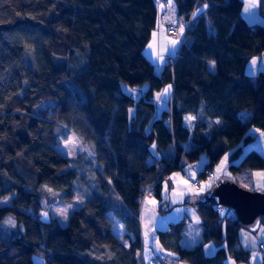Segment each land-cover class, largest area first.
Masks as SVG:
<instances>
[{"label": "trees", "instance_id": "1", "mask_svg": "<svg viewBox=\"0 0 264 264\" xmlns=\"http://www.w3.org/2000/svg\"><path fill=\"white\" fill-rule=\"evenodd\" d=\"M172 4L186 23L185 35L157 74L143 53L156 25L155 0H0V199L12 193L0 205V221L11 214L17 226L5 238L0 224V264H33L37 252L46 264H94L88 258L94 248L111 253L110 264H135L141 200L153 188L165 211L159 187L182 169V158L192 162L206 154L198 180L227 151L230 178L264 166L254 148L241 156L253 137L248 128L264 131V69L254 77L245 72L246 62L264 50V25L243 18V0ZM256 10L264 19V0ZM123 83L148 87L134 100ZM167 83L169 109L149 123L153 93ZM243 110L248 120L240 119ZM68 132L92 154L96 191L64 226L48 209L50 222L41 223L42 194L58 201L75 195L77 171L63 169L73 158L56 147ZM152 143L159 156L149 162ZM191 204L201 240L181 244L182 218L157 231L160 245L186 264H225L227 255L248 261L249 252L237 246L233 210L220 217L207 204ZM114 218L124 225L127 248L112 232ZM210 241L216 248L206 254L203 244Z\"/></svg>", "mask_w": 264, "mask_h": 264}, {"label": "rangeland", "instance_id": "2", "mask_svg": "<svg viewBox=\"0 0 264 264\" xmlns=\"http://www.w3.org/2000/svg\"><path fill=\"white\" fill-rule=\"evenodd\" d=\"M243 1H244L243 10L244 12L248 13V16L246 17L248 18L249 22L261 23L264 25V19L261 18L256 12V8L259 3V0H243ZM165 2L171 3L170 7H173L171 0H155V4H157V9H158L157 22L155 28L152 30L151 36L147 44L143 48V53L146 55V57L149 60H154V62H155V53L158 48L156 43L157 38H159V40L162 43L163 42L168 44L171 42L175 43L174 47H171V49L173 50L171 53L172 56L175 55V52L180 44V38L171 37L168 35L167 32L165 33V31H162L161 33H157L158 31L157 27H159L158 25L160 22V15H161L160 3L164 4ZM252 7H254L255 13L253 12L251 13V11L249 10L252 9ZM203 8L204 5L199 6L195 10L194 14L195 13L198 14ZM198 9L199 11H197ZM209 66L211 69H214V63L212 61L209 62ZM263 69H264V50L252 56L246 62L245 72L248 75L254 77L258 72H260ZM168 86L170 87V91L168 89ZM147 87H148L147 83H144L136 87L129 86L124 83L121 84V89L124 92L131 95L134 100H137L145 92ZM170 92H171V84L167 83L163 85L159 90L153 93L154 111L151 115V119L149 123L152 121V119L156 118V116H159L163 109L169 107ZM247 116H248V112L246 110H243L241 113H239V117L243 121ZM57 132H60V129H57ZM247 133L251 134L253 137L247 144L242 145L241 156L248 149L254 148L262 155L264 160V131H262L257 127L250 126L247 130ZM56 147L63 155L73 158V160L70 161L69 164L65 166L63 169L72 167L77 171V176L72 187V190L75 193V195L70 200L58 201L55 198L49 196L48 194H42L41 204L45 209H48L54 217L57 218L60 225L64 226L67 223L68 215L73 210L79 208L82 202L85 199L91 197L96 191L95 171H94L95 165L92 162V158H91L92 154L90 150L87 147L80 144L73 135V133L71 132H68L64 137L60 136L59 142L56 144ZM150 152L152 156L148 158L147 161L149 162L153 160V157L159 156L155 152L154 143L150 145ZM229 153L230 151L225 152L221 156L220 160L212 167L211 169V172L213 173L212 177H204L199 180L197 179V174L203 168L207 160L206 154L203 152L195 161L192 162H188L184 159L183 160L184 166L182 167V169L171 171L165 176V178L161 182L162 187L160 189V193L162 194L163 198L166 199V202L163 203L164 204L163 208L164 207L165 209L169 207L181 208L183 204L182 205H176V204H181L183 200L185 201L189 200L190 203L193 200L196 201L197 198L200 197L205 192L206 188L212 186L218 179L229 176V172L227 171ZM77 154H80L79 158H75ZM167 177H169V179H171V181L174 184L173 186H171V188L169 187L170 184L168 186V180L166 179ZM231 178L235 180L238 183V185L246 189L256 190V191L264 190V166L259 169H242L240 172L236 173L235 175L233 176L231 175ZM195 181H199V186L197 188H195L193 184V182ZM184 184H186V186ZM191 184L193 185V187H190ZM188 188H190L189 192H188ZM41 191L47 192L49 191V189L46 188L45 184H43L41 186ZM154 193H155V189L152 191L153 195ZM187 193L189 195L186 199H184V196H186ZM11 196L12 193L1 198L0 205L9 203ZM185 206L187 207L189 206L190 209L193 211V213L196 215V217H198L194 204H190V205L188 204ZM140 213L142 214V211H140ZM165 213L166 212H164V214ZM156 217H157L156 219L157 221L155 223L156 224L155 226H154V219H153V223L150 224V227L149 225H147L146 222H144L143 224L142 221L140 222V232L142 235V242L144 239L146 248L149 247L151 244H153V235H154L152 233L153 228H159L162 226L161 219H164L163 216L157 213ZM0 224L2 226L1 235L5 238H7L12 233V230L17 227L15 219L11 214L5 215L1 219ZM200 238H201V225L197 222V219H193L191 217L190 219H188V223L183 232V239L181 241V244L184 246L193 242L194 239L200 240ZM261 240H264V223H261L255 231H251L244 226H240L238 229L237 246L249 252L248 261L246 262L236 261L232 256L227 255L224 258L225 264H261L262 261L264 260V251L260 252L258 250L259 242ZM209 243H210L209 245H211L213 250H215V245L213 244V242L210 241ZM205 250L207 251L208 249L205 248ZM137 254L139 256V252ZM143 259L144 261H147L146 253H144ZM32 261L33 264H46L42 253H38V252L32 254ZM182 263L185 264L184 261H182ZM166 264L169 263L166 262Z\"/></svg>", "mask_w": 264, "mask_h": 264}, {"label": "crops", "instance_id": "3", "mask_svg": "<svg viewBox=\"0 0 264 264\" xmlns=\"http://www.w3.org/2000/svg\"><path fill=\"white\" fill-rule=\"evenodd\" d=\"M170 4L171 3H167V2H165L164 4L160 3L161 15H160V22H159V25H158L159 27H157V30H158L157 33H161L162 31H165V33H166L167 32V25L169 23H175L176 26H177V30H178V36L176 38H180V43H181V41L184 39L186 23L183 21L182 17H180L177 14L175 6L173 5V7H170ZM243 8H244V5H243ZM243 8H242V16H243V18L248 23L252 24V22H249L248 18L246 17V16H248V13L244 12ZM156 9H157V4H156ZM249 10L251 11V13L252 12L255 13L254 12V7H252V9H249ZM250 11H249V13H250ZM194 12H193V16L196 14V13L194 14ZM256 12H257V10H256ZM156 22H157V17H156ZM183 24H184V26H183ZM181 25L183 26V28H182ZM163 28H164V30H163ZM181 29H183V30L181 31ZM156 43H157V47L158 48H157V51L155 53V62H154V60H149L147 57L146 58L152 63L155 72L157 74H159L161 69H162V67H163V65L167 62L168 57L172 56L171 53H172L173 50L171 49V47H174L175 43H172V42L169 43V44L168 43H164V42L162 43L159 40V38H157ZM177 50H176L175 54L177 53ZM168 89L170 91V87L169 86H168ZM171 92H172V86H171ZM171 92H170V97H171ZM169 101H170V98H169ZM166 109H169V107L166 108ZM241 112H239V113H241ZM129 114L130 115L134 114V109L133 108H131L129 110ZM248 116H249V113H248ZM248 116L245 117V120L248 119ZM156 117H158V116H156ZM193 122H194V117H193ZM148 124L149 123H147L146 126H145L146 130L148 129ZM155 152L158 155V152L156 151V149H155ZM150 156H152V155H150ZM155 157H157V156H155ZM183 160L184 159L182 158L181 159L182 167L184 166ZM166 179L168 180V186L170 184L169 187L171 188V186L174 185L173 182L171 181V179H169V177H167ZM184 185L186 186V184H184ZM161 187H162V184H160V187H159V195L161 197V200H165V202H166V199H164L162 194L160 193ZM190 187H193V185L191 184ZM207 189L208 188H206V190ZM153 190H154L153 188H149L145 192V194H144V196H143V198L141 200L140 211H142V214L140 213L139 223L141 221H142V224L144 222H146L147 225H149V227H150V224L153 223V219H154V226H155L156 225L155 223L157 221L156 220L157 219V217H156L157 213L161 214L164 219H161L162 220V226L161 227L153 228V230H152V233L154 234L153 235V244H151L149 247L146 248V244L144 243V239H143V242H142V235H141V232H140V246L135 251V255H134L135 256V264H151L153 262V260H155V259L160 260V262L162 264H166V262L169 263V264H184V263H182L181 260H179L177 258V256L175 255L174 252H172L170 250H167V249H165L164 247H162L160 245V243L158 241V238H157V231L167 229L170 223L177 222L178 220H180L182 218L186 219V225L188 223V219H190L191 217L193 219H197V222L200 224L199 216L197 215L198 217H196V215L193 213V211L190 209V207L189 206L188 207L185 206V205H188V204L190 205L191 204L189 200L188 201L183 200V202L181 204H176V205H182L183 204L181 208H175V207H171L170 208L169 207V208L165 209V207H164V209H165L164 212H166L164 214V212H161L158 209L159 205H160V200L156 198L155 193H154V195L152 194ZM189 191H190V188H188V192ZM188 195L189 194L187 193V195L184 196V199H186L188 197ZM119 205H120V208L123 207V203L122 202L119 203ZM122 211L124 212L126 210H122ZM154 226H151V227H154ZM185 228H186V226H185ZM112 232L116 236V238L120 241V243L125 248H127L128 244H129L128 239L123 238V235L125 234L126 231H125L123 223L117 218L113 219ZM182 239H183V237H182ZM182 239H181V241H182ZM200 240H201V238H200ZM200 240L194 239L193 242H191L190 244L184 245V246H186V247L187 246H192V245L198 243ZM209 244H210L209 242H206V243L203 244V250H204V252L206 254H212L215 251V250H213V248ZM205 248H207L208 250L206 251ZM138 252H139V256L137 254ZM144 253H146L147 261H144V259H143ZM88 258L94 264H110L111 253H109L107 250H105V252H102V251L97 250L96 248H94L90 252V254L88 255Z\"/></svg>", "mask_w": 264, "mask_h": 264}, {"label": "water", "instance_id": "4", "mask_svg": "<svg viewBox=\"0 0 264 264\" xmlns=\"http://www.w3.org/2000/svg\"><path fill=\"white\" fill-rule=\"evenodd\" d=\"M212 207L220 217L233 210L240 226L255 231L264 217V191L246 189L229 176L218 179L196 200ZM41 223L50 222V213L41 208L36 212Z\"/></svg>", "mask_w": 264, "mask_h": 264}, {"label": "built area", "instance_id": "5", "mask_svg": "<svg viewBox=\"0 0 264 264\" xmlns=\"http://www.w3.org/2000/svg\"><path fill=\"white\" fill-rule=\"evenodd\" d=\"M167 33L169 36L171 37H176L178 36V30H177V27L175 24L173 23H170L167 25ZM171 61V60H170ZM164 123L165 124H169L170 123V120L168 118H166L164 120ZM213 176V173L210 171L208 172V177H212ZM194 186L197 188L199 186V182L198 181H195L193 182ZM258 250L260 252H263L264 251V240H262L260 243H259V247H258ZM152 264H162L158 259H155Z\"/></svg>", "mask_w": 264, "mask_h": 264}, {"label": "snow or ice", "instance_id": "6", "mask_svg": "<svg viewBox=\"0 0 264 264\" xmlns=\"http://www.w3.org/2000/svg\"><path fill=\"white\" fill-rule=\"evenodd\" d=\"M205 7H207V5H205ZM197 11H199V9L197 10ZM183 29H181V31H182ZM167 91V90H166ZM159 98V97H158ZM186 119H188V120H191V119H193V117H186Z\"/></svg>", "mask_w": 264, "mask_h": 264}]
</instances>
